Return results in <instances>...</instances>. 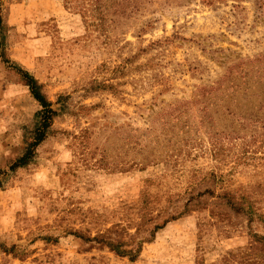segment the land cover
<instances>
[{
  "label": "rangeland",
  "instance_id": "obj_1",
  "mask_svg": "<svg viewBox=\"0 0 264 264\" xmlns=\"http://www.w3.org/2000/svg\"><path fill=\"white\" fill-rule=\"evenodd\" d=\"M0 17V264L264 256V0H0ZM27 74L56 110L36 146Z\"/></svg>",
  "mask_w": 264,
  "mask_h": 264
},
{
  "label": "trees",
  "instance_id": "obj_2",
  "mask_svg": "<svg viewBox=\"0 0 264 264\" xmlns=\"http://www.w3.org/2000/svg\"><path fill=\"white\" fill-rule=\"evenodd\" d=\"M0 23H1V17H0ZM27 75L29 78L27 84L31 87L34 97L42 105V110L39 112V116H41L40 117L41 123H40L38 129L36 130L35 140L32 143V146H36L38 143H40L41 141H43L45 139L47 130L50 128L52 121H53V118L56 114V110L52 107L51 102L48 101L45 98L44 94L40 91V86H39L38 82L35 80V78L29 74H27ZM30 155H31V151L27 152L19 160V164L15 165V167L24 164L26 162V160L28 159V157H30ZM157 228H161V226H157ZM115 249H117V250L119 249L120 252L132 253V250H127L125 248H118L117 247ZM252 251L259 253V255H262L264 253V247L255 245ZM255 257H256V258H254L255 260H253L254 264H264V256L263 257L255 256Z\"/></svg>",
  "mask_w": 264,
  "mask_h": 264
}]
</instances>
